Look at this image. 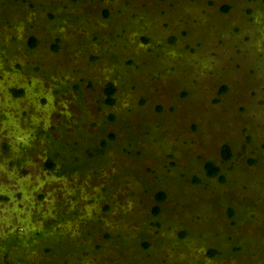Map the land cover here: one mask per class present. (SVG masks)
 I'll return each instance as SVG.
<instances>
[{"label": "rangeland", "instance_id": "1", "mask_svg": "<svg viewBox=\"0 0 264 264\" xmlns=\"http://www.w3.org/2000/svg\"><path fill=\"white\" fill-rule=\"evenodd\" d=\"M0 264H264V0H0Z\"/></svg>", "mask_w": 264, "mask_h": 264}, {"label": "trees", "instance_id": "2", "mask_svg": "<svg viewBox=\"0 0 264 264\" xmlns=\"http://www.w3.org/2000/svg\"><path fill=\"white\" fill-rule=\"evenodd\" d=\"M108 93L109 94L111 93V89H108ZM207 168H208V172L210 174H216L218 172V167L214 166V165H211L210 163L207 164ZM159 196H160L159 198H161V196H163V194H160ZM156 209H158V208H156Z\"/></svg>", "mask_w": 264, "mask_h": 264}]
</instances>
